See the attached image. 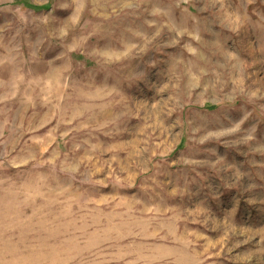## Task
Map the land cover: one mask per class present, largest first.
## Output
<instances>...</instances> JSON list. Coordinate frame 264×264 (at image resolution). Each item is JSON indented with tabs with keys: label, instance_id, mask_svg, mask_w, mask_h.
I'll list each match as a JSON object with an SVG mask.
<instances>
[{
	"label": "rangeland",
	"instance_id": "rangeland-1",
	"mask_svg": "<svg viewBox=\"0 0 264 264\" xmlns=\"http://www.w3.org/2000/svg\"><path fill=\"white\" fill-rule=\"evenodd\" d=\"M0 264H264V0H0Z\"/></svg>",
	"mask_w": 264,
	"mask_h": 264
},
{
	"label": "trees",
	"instance_id": "trees-1",
	"mask_svg": "<svg viewBox=\"0 0 264 264\" xmlns=\"http://www.w3.org/2000/svg\"><path fill=\"white\" fill-rule=\"evenodd\" d=\"M205 107H207V108H212L213 106H212V105H206Z\"/></svg>",
	"mask_w": 264,
	"mask_h": 264
}]
</instances>
